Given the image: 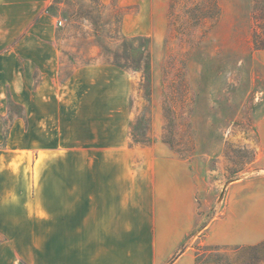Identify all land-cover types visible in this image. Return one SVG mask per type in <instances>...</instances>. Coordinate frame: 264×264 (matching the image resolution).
<instances>
[{
  "label": "rangeland",
  "instance_id": "374dc122",
  "mask_svg": "<svg viewBox=\"0 0 264 264\" xmlns=\"http://www.w3.org/2000/svg\"><path fill=\"white\" fill-rule=\"evenodd\" d=\"M48 10L60 19L55 45L63 53L55 81L90 63L129 72L131 161L156 163L166 177L193 186L196 230L180 252L193 249L196 264H264L247 248L264 241V171L256 167L264 150V49L257 37H264V0H53ZM16 120L25 132L26 108L8 98L0 107V150L13 145L7 162L16 170L0 178V241H18V253L10 256L8 249L3 258L8 264H59L58 224L43 234L42 222L28 218L24 206L30 202L21 199L43 193L46 180L73 176L62 163L69 149L10 142ZM86 124L83 136L89 135ZM27 139L20 134V141ZM44 161L50 169L40 179ZM10 204L14 212H4ZM233 210L244 222L251 210L257 214V242H209L203 229ZM223 236L217 231L213 240Z\"/></svg>",
  "mask_w": 264,
  "mask_h": 264
},
{
  "label": "crops",
  "instance_id": "0c3cea01",
  "mask_svg": "<svg viewBox=\"0 0 264 264\" xmlns=\"http://www.w3.org/2000/svg\"><path fill=\"white\" fill-rule=\"evenodd\" d=\"M52 1L0 0V107L11 98L30 119L25 132L17 120L12 124L10 142L17 138L43 151L68 148L61 162L73 174L46 180L43 193L22 197L30 202L24 206L29 220L42 222L46 235L58 224L59 264H196L193 249L180 252L196 230L193 186L176 175L166 177L156 163L131 161V74L113 63H90L55 81L63 52L55 45L60 19L48 10ZM20 134L28 139L20 141ZM14 152L11 143L0 150V178L16 170L7 162ZM82 154L91 160L66 162ZM259 155L256 167L264 171V150ZM41 165L40 179L50 169L45 161ZM15 208L10 204L3 211ZM217 231L223 239L213 240ZM203 232L209 242L255 243L257 214L251 210L244 222L233 210ZM16 245L14 239L0 241V264H8V249L10 256L18 253Z\"/></svg>",
  "mask_w": 264,
  "mask_h": 264
},
{
  "label": "trees",
  "instance_id": "16d2710c",
  "mask_svg": "<svg viewBox=\"0 0 264 264\" xmlns=\"http://www.w3.org/2000/svg\"><path fill=\"white\" fill-rule=\"evenodd\" d=\"M262 18L263 17H261L260 15H258V16L256 15V19L258 21H260ZM259 26L261 27V24H259ZM257 37H258V41L260 42V44L258 45V48L264 49V37L262 36L261 33H258ZM143 77H144V87H147L149 80H150L147 71L144 72ZM130 128L132 130L134 129V126L132 123L130 125ZM247 248L256 250V253L258 252L259 254H261L259 256V260L264 262V241H262L261 243L256 244V245L247 246Z\"/></svg>",
  "mask_w": 264,
  "mask_h": 264
}]
</instances>
